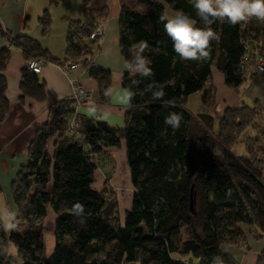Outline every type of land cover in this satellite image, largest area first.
I'll return each instance as SVG.
<instances>
[{"label": "trees", "instance_id": "16d2710c", "mask_svg": "<svg viewBox=\"0 0 264 264\" xmlns=\"http://www.w3.org/2000/svg\"><path fill=\"white\" fill-rule=\"evenodd\" d=\"M91 1L85 0L83 18L69 24L63 60L52 57L31 35L4 33L8 46L0 49V122L10 109L4 74L10 48H20L26 60L61 66L91 55L88 38L108 17L106 7L92 9ZM165 5L183 10L203 26L193 0L123 1L122 53L128 64L140 42H147L143 55L152 75L145 77L128 67L123 86L133 95L124 128L84 118L83 138L71 140L67 118L76 111L73 102L63 101L50 111L12 183L17 230L7 235L0 220V248L12 244L17 253L0 254V264H213L216 257L223 264H238L223 247L245 244L243 226L264 234L263 120L261 133L245 141L248 155L231 154L246 130L259 129L262 106L228 108L216 132L187 108L188 98L209 82L212 66L235 90L255 73L258 56L264 57V28L255 17L248 19L250 31L244 28L245 21L232 25L217 20L211 27L219 39L210 42L209 56L185 60L174 51L166 21L160 19ZM38 22L47 35L52 24L49 9ZM88 72L98 83L101 102L108 103L111 71L93 66ZM20 88L21 102L26 97L46 99L44 82L29 68L22 72ZM160 88L165 95L154 98ZM173 112L181 116L178 129L165 124ZM123 142L134 194L120 223L116 204L108 203L94 183L97 158ZM77 203L83 206L81 215L73 212ZM50 209L57 216L55 247L46 258L43 222Z\"/></svg>", "mask_w": 264, "mask_h": 264}, {"label": "crops", "instance_id": "0c3cea01", "mask_svg": "<svg viewBox=\"0 0 264 264\" xmlns=\"http://www.w3.org/2000/svg\"><path fill=\"white\" fill-rule=\"evenodd\" d=\"M123 1L92 0L90 2L92 9L99 10L106 7L108 11V17L102 24L105 31L103 39L100 42L89 41L94 66L111 71L108 103L101 102L98 83L90 77L85 67L79 66L67 73L61 65L53 62H45L39 75L40 80L45 84V101L39 102L26 97L24 102H21L20 82L28 60L20 48H10L11 57L4 73L7 80L5 95L9 100L10 109L5 120L0 122V162L12 164L15 173L26 164L30 144L36 131L47 122L50 111L56 108L58 103L71 101L80 87L92 91L94 96L92 102L77 108L81 116L106 122L115 128L125 127L126 109L130 98L127 96L129 91L127 92L123 86V78L128 67L121 50L119 34V17ZM84 5L85 0H4L0 4V49L8 46L4 33L13 36L27 34L40 41L52 57L63 60V44L66 43L67 48L69 24L73 20L83 18ZM47 7H50L53 19L49 39L45 40V37L40 35L38 20ZM244 28L247 31L252 29L248 20L245 21ZM191 97L200 100L199 112L212 115L214 122L217 118L219 125L220 117L228 108L235 109L243 105L253 107L258 103L264 110V74L255 70V73L238 90H235L226 84L225 76L214 65L206 87L189 98ZM205 99L209 103H205ZM52 150L51 147V152ZM18 158L19 162L16 164ZM49 211L54 214L51 209ZM55 217L57 219L56 215ZM243 230L246 236L245 244L224 246L223 252L232 254L238 264H264V261L261 262V257L264 256V234L248 226H243ZM54 231L55 226L52 233ZM246 243L247 248H245Z\"/></svg>", "mask_w": 264, "mask_h": 264}, {"label": "clouds", "instance_id": "9594fccd", "mask_svg": "<svg viewBox=\"0 0 264 264\" xmlns=\"http://www.w3.org/2000/svg\"><path fill=\"white\" fill-rule=\"evenodd\" d=\"M193 4L203 26H198L196 20L179 9L160 17L162 21H166L164 29L173 42L174 51L185 60H201L209 56L210 42L219 39L211 27L217 20H226L235 25L255 17L264 22V0H193ZM147 47V42L141 41L132 62L127 64V67L145 77L152 75V69L149 67L150 62L143 55ZM132 95L131 92L127 93L129 98ZM164 95L163 88L153 92V97L157 99ZM180 122L181 116L177 113H169L165 117V124L173 129H178ZM73 212L77 215L83 214V206L79 203L75 204ZM0 217L3 218V227L6 231L16 227L13 222L15 220L14 213H0ZM8 251L7 246L0 248V254H5ZM213 264H223V261L216 257Z\"/></svg>", "mask_w": 264, "mask_h": 264}, {"label": "rangeland", "instance_id": "374dc122", "mask_svg": "<svg viewBox=\"0 0 264 264\" xmlns=\"http://www.w3.org/2000/svg\"><path fill=\"white\" fill-rule=\"evenodd\" d=\"M128 1L134 2L135 0H128ZM47 9H49L52 18V11L50 7H47ZM171 12L172 10L169 7H167L166 14H171ZM259 26L261 28H264V22L260 21ZM49 33L47 35H43L42 31H40L41 37H45V40L49 39ZM62 53L64 54V58H65L66 43L63 44ZM200 107H201L200 100L198 99L196 100L195 97L188 98L187 108L189 109V111L197 115L201 114V112H199ZM262 120L264 121L263 109H261V118H260V123L258 125L259 129L252 127L243 133V135L238 141V144L231 151V154L233 156L238 157V156L248 155L245 141L248 138L255 137L256 135H259L261 133L262 131L261 125L263 124L261 123ZM217 122L218 121L216 118V122H214V127H213V130L215 132L218 131ZM262 145L264 146V137L262 139ZM221 152L222 150L218 148V154L221 155ZM261 158L264 161V155H261ZM18 162H19V158L15 163L18 164ZM97 164H98V170L96 172L94 187L96 190L103 193L108 203L116 204L115 218L118 222L123 223L126 212L131 209L132 197L134 194V187L130 179V172L127 164L124 142L122 143V146L120 148L109 149L105 155L98 157ZM12 168H13L12 164L11 165L5 164L3 161L0 162V213H4V212L14 213L16 219L18 217V209L13 200L12 183L17 173H15V170H13ZM263 181H264V170H263ZM52 215L53 213L49 211L47 218L43 222V227L45 229L43 256L46 258H49L52 255L55 247V237L54 234L52 233L55 223L53 224V222L51 221ZM0 220L3 225V218L0 217ZM13 222L15 223V220ZM18 227L22 228V225H19ZM15 229L17 230V226L14 228V230ZM12 230H8V231L5 230V232L7 235H9ZM9 252L10 254H15V255L17 253L15 246H13L12 244L9 246ZM13 264H17V262H14ZM136 264H140V263H136Z\"/></svg>", "mask_w": 264, "mask_h": 264}, {"label": "built area", "instance_id": "2783aa9c", "mask_svg": "<svg viewBox=\"0 0 264 264\" xmlns=\"http://www.w3.org/2000/svg\"><path fill=\"white\" fill-rule=\"evenodd\" d=\"M105 35L104 27L99 26L96 28L88 38L90 42H100ZM248 59V58H247ZM43 60H36L31 59L27 61V68H29L32 72L40 75L44 65ZM79 66L85 67L87 70L94 66V59L91 55L85 56L80 58L78 61H71L66 65L62 66L63 70L67 73L71 72L72 70L76 69ZM256 71L258 73L264 74V57L258 56V61L256 65ZM94 100L93 92L84 88L80 87L76 90L74 95L72 96V102L76 108V111L69 115L67 118L68 128L67 134L71 140L82 139V130L84 126V117L81 116L77 112V108L85 103L92 102ZM248 245H245L247 248Z\"/></svg>", "mask_w": 264, "mask_h": 264}, {"label": "water", "instance_id": "95a60500", "mask_svg": "<svg viewBox=\"0 0 264 264\" xmlns=\"http://www.w3.org/2000/svg\"><path fill=\"white\" fill-rule=\"evenodd\" d=\"M197 117L204 121V123L209 127V128H213L214 127V117L212 115L209 114H205V113H201L198 114Z\"/></svg>", "mask_w": 264, "mask_h": 264}, {"label": "bare ground", "instance_id": "6f19581e", "mask_svg": "<svg viewBox=\"0 0 264 264\" xmlns=\"http://www.w3.org/2000/svg\"><path fill=\"white\" fill-rule=\"evenodd\" d=\"M51 221L53 222V224L56 222V217H55L54 214H53L52 217H51Z\"/></svg>", "mask_w": 264, "mask_h": 264}]
</instances>
